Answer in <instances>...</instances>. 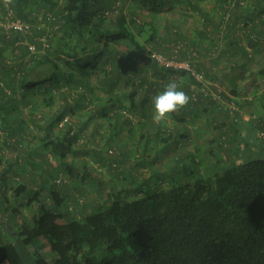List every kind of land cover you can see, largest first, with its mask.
Returning <instances> with one entry per match:
<instances>
[{"label": "trees", "instance_id": "obj_1", "mask_svg": "<svg viewBox=\"0 0 264 264\" xmlns=\"http://www.w3.org/2000/svg\"><path fill=\"white\" fill-rule=\"evenodd\" d=\"M133 1L139 4V9L148 8V13L165 4V0ZM181 1L200 13L197 40L214 43L224 27L223 40L228 45L226 54L231 58L237 56L240 61L231 66L228 73L235 76L254 73L255 52L241 47L240 39L246 38L248 45L256 51L260 44L257 40L264 38V0H248L254 1L253 7L250 4L248 9L241 4L242 0H215L221 10L216 17L212 12L215 9L202 10L193 0ZM11 2L16 15L25 21L30 19L31 11L44 9L63 23L45 58L26 70L18 81L19 87L13 86L11 79H6L5 85L12 90L21 88L20 97H1L4 102L15 106L28 108L30 105L32 108L37 102L49 109L59 101L55 99L57 91L62 102L46 121L41 123L34 113L29 115L44 130L43 146L56 157L58 170L51 172L52 178L62 172L67 182L81 184L77 191L85 188L87 193L99 191L100 197L83 200L84 196L77 194L72 205L64 206L66 197L56 190L58 184L53 182L47 189L52 205L46 206L43 204L47 203L43 190L36 191L29 203H40L39 211L23 220L14 238L0 239V264H264V136L257 132L260 130L264 135V117L252 123L250 128L252 134H259L256 145L260 147L253 151V144L242 146L239 151L243 154L223 169L214 185L205 182L202 176L178 184L172 179L174 176L169 175L170 187L166 189L153 188L147 184L148 178L123 186L121 183L132 180V176L117 163L118 159L126 157L121 156L126 149L116 148L118 143L114 146L110 143L108 155L96 158L97 163L74 160L77 151L85 155L95 152V148L75 144L86 125L85 122L78 125L74 118L78 112L86 111L89 114L87 121L100 117L114 122L113 126L117 128L130 125L128 115L132 111L140 116L146 115V105L157 86L160 92L167 83L175 81L189 96L188 103L181 107L185 110L200 102V96L205 103H210L209 98L205 100L209 87L196 82L186 71L162 67L151 58L154 51L148 45L157 49L162 44L158 28L153 21L141 22L125 14L119 0H64L60 10L42 7L28 10L25 0ZM116 4L117 11L114 9ZM34 34L40 36L42 31L34 29ZM29 41L33 42L31 38ZM3 42L7 47L4 37ZM179 42L183 43L184 39L180 37L173 42L172 55L168 50L159 53L172 58L176 50L179 61H190L195 69L204 73L205 79L211 78L204 64L195 63L192 55H186L188 45L195 48L196 42H189L185 47ZM36 46L39 48L38 43ZM116 46L129 47L135 53L144 54L142 59L153 69L155 82L146 79V68L138 61L127 63L125 53ZM4 50L0 47L1 62L6 55ZM19 51L23 55L26 53L24 46ZM141 56L139 54L138 58ZM41 66H48L47 71L38 70ZM138 68L140 73L136 72L137 77H134L133 69ZM92 71L97 72V81L104 93L103 102L93 96L94 88L87 82ZM257 72L264 78V65ZM131 73L134 78L131 89L127 92L116 90L117 83ZM158 80H162L161 83ZM62 88L66 90L62 92ZM72 90L77 92L76 97ZM39 94L41 99H36ZM260 96L264 102V94ZM96 100L98 103L94 104ZM15 106L13 109L18 110ZM8 112L4 111L5 115L9 116L11 108ZM66 115L72 118V125L65 124V129L56 130L55 124ZM175 118L183 122L180 117ZM72 127L76 132L69 135ZM2 130L8 135L7 128ZM153 135L154 140L163 143L170 137L160 138V131ZM252 138L253 135L249 136L246 142ZM154 160L157 158L149 161L152 164ZM101 170L119 183L115 189H108ZM149 174L160 178L158 173ZM12 190L20 195L24 188L18 185ZM38 238L47 240L51 253L55 255L52 260L32 247Z\"/></svg>", "mask_w": 264, "mask_h": 264}, {"label": "rangeland", "instance_id": "obj_2", "mask_svg": "<svg viewBox=\"0 0 264 264\" xmlns=\"http://www.w3.org/2000/svg\"><path fill=\"white\" fill-rule=\"evenodd\" d=\"M120 1L122 2V0ZM193 2L199 7L200 5L205 6L206 9L211 11L212 9H215V11H212L214 13L213 17H216L217 12L221 13L220 7L215 4V0H193ZM242 2L245 9H248L250 4L251 7H253L254 1L242 0ZM164 3L162 9H166V12L163 10H161L163 12H159L163 14L162 17L158 16V13H155V20H153L156 25L160 24V26L158 25L161 30L160 31L158 28L159 35L165 32H163L162 24L166 22L174 23L176 27L180 24L181 27L189 28L187 32H189L190 35H192V26L195 25V27H200L201 16L197 14L194 15V10L189 9L188 4H184L181 0H174V2L171 0H165ZM158 11L160 10L158 9ZM190 11L191 16H186L185 13H189ZM194 16L195 19H193ZM133 18L143 22L146 20V14L144 11H142V13L138 11ZM150 18L152 19V16ZM225 23H227V20L224 21V24ZM141 40L142 39H140V41ZM188 40L189 37L184 38L185 42ZM257 41L260 43L258 45L260 47L258 50L262 48V50H264V38H260ZM166 44L171 46L169 53L172 55L174 43L169 42ZM240 44L241 47L246 48L249 52H254V49L248 45L246 38H241ZM148 47H150V45H148ZM150 48L154 52L164 53L162 44L161 47H158L157 49ZM144 62L143 66L146 68V77H150V82H153L154 80L151 79L154 78L152 75L153 69L146 60ZM140 68H142V66H140ZM140 68L133 69L134 77H137L136 72L140 73ZM254 68L255 70H258L259 64L256 63ZM206 80V85L209 88L205 100L209 98L210 103H205V101L202 100L203 97L200 96V102L196 105L191 106L190 108L186 107L187 110L178 107L177 109L166 113L160 121H156L154 119L152 103L150 100L146 105L145 116H140L134 111L128 115L129 118H131L130 125L121 128V136H118L119 143L117 145L115 143L111 144L113 146L115 144L116 148H121L123 150L127 148L130 153L128 157L126 156L122 160H117L119 166L126 170V174L132 176V180L123 182L121 185L129 186L128 184L132 181L138 180L140 183L148 178L147 184L151 185L153 188L166 189L170 187L169 175L174 176L172 179L177 181L178 184L192 182L197 177L202 176L205 182L214 185L215 178L222 173L223 169L229 166L230 163H234V160L243 154V152L239 151L242 146H251L253 144V146H251L253 147V151H257L260 146H258L259 144H256L259 141V134L261 136V131H257L259 133L257 136V133L252 134L253 129L250 132V128L252 123L255 124L260 117H264L263 97L249 92V86L243 95H229L228 88L224 83H221V85L219 84L218 86H211L212 84H215L214 81L211 78H207ZM225 82H230L229 76ZM131 83L132 81L119 83L118 86L116 85V90L118 89L120 92H127L131 89ZM159 90L160 88L157 86L153 91L155 94L152 92L153 96L156 95ZM55 93V99L59 100L56 102V105L54 104L51 108L47 109L45 106L38 105L39 103L36 102L33 107L35 117H39L42 123L44 120L46 121L51 112L58 109L62 102L61 99H59L60 95H58L57 91ZM262 94H264V92H262ZM39 95L35 98L41 99V95ZM97 103L98 101L96 100L94 104ZM81 111L85 114L84 116L80 115L74 117L78 123L79 121H83L89 115L86 111ZM175 117H180L183 122H178ZM95 118L94 120H96ZM14 121L17 122V119H14ZM99 121H102L100 124L104 125L103 132L106 133L105 136H108L111 131V129L107 128L109 127L110 122L102 119ZM253 128L255 129V126H253ZM157 131L162 133L160 138L170 135L169 140H167L166 143L161 142V140H154L153 134ZM251 135H253V138L246 142ZM100 142L103 144L106 141L100 139ZM102 144H100V147ZM237 145H239V148H237ZM104 146L105 145L103 144L102 148L97 150L100 155H103V153L106 152ZM97 148L99 149V146H97ZM153 157L157 158V160H154L151 164L152 160H149ZM143 159H147L148 161H144ZM90 162L97 163L96 158L91 156ZM93 166L95 168L97 167L96 164ZM147 168L148 170H146ZM150 172L153 174L158 173L160 178L151 176L149 174ZM101 174L103 176L102 180L108 184V189H115L116 185H119L117 181H112L103 170H101ZM72 191L76 194H82L84 196L83 200H89L91 198L96 200L100 197L99 191H93L92 193H89L88 191L87 193L85 192L87 190L77 191L72 189L70 192ZM87 194L90 195L88 196ZM32 247L40 251L48 260H52L55 256L51 253L50 245L44 238H38L35 240Z\"/></svg>", "mask_w": 264, "mask_h": 264}, {"label": "crops", "instance_id": "obj_3", "mask_svg": "<svg viewBox=\"0 0 264 264\" xmlns=\"http://www.w3.org/2000/svg\"><path fill=\"white\" fill-rule=\"evenodd\" d=\"M25 0V6L31 9H36L39 7L46 8V9H52V10H60L63 7L64 0H29V4H26ZM120 1V0H119ZM133 0H122L121 5L123 7V11L128 16L135 17L136 13L140 11L145 12L146 19L148 22H151L155 20V13H158V16L162 17V13L159 12H166V9H159L160 11L155 10L154 12L148 13V8L145 10V8L139 9V4L137 2H132ZM174 2V0H171ZM194 3V2H193ZM117 6H114V9L117 11ZM189 9H193L190 5L188 6ZM200 8L202 10H208L205 8V6H201ZM29 10V9H28ZM163 10V11H161ZM126 11V12H125ZM181 13V12H180ZM186 16H191V11L189 13H185ZM200 15L198 11L194 10V15ZM152 16V19L150 18ZM195 19V16L193 17ZM138 21V19H136ZM194 21V20H193ZM195 22V21H194ZM154 26L159 28L160 24H155L153 22ZM159 25V26H158ZM176 27L174 23H163V34L158 33L159 36L162 37V47L164 50L171 49V46H169L166 43H173L174 40L180 39L182 37V40L185 37H189V40L187 42H179L180 46L189 44V42H196L197 47L193 48L191 45H188V51H186V55H192L194 57L195 63H202L206 67V70L211 77V79L214 80L213 85L218 86L221 83L225 84L228 88L229 95H243V93L246 91L247 87L249 86V92L252 94H255L257 96L262 95V92H264V78L262 77V74L256 73V70L254 66H256V63L259 64V67L264 65V50L257 47L256 51H254L256 58L255 63L253 64V70L254 73L249 74L241 73L238 75H233L228 73L227 71H230L229 69L231 66H235L238 64L239 58L237 56H231L229 54H226L227 50V41L224 39V33L222 27L220 30V34L218 37V40L216 42H210L206 40H197L196 36L197 30L199 27L192 26L191 32L192 35L187 32L189 28L181 27L180 24ZM190 25V24H189ZM167 27H170V29H167ZM160 30V28H159ZM158 30V31H159ZM161 31V30H160ZM176 32L180 35L177 36ZM226 32V30L224 31ZM175 33V34H174ZM174 36H173V35ZM166 42V43H165ZM175 46V45H173ZM151 47V46H150ZM117 50L125 53L126 61L127 63L133 62L134 60L138 61L141 65H144L142 63L144 62V58L142 59V56L144 54L141 53H135L134 49L125 47V46H116ZM153 48V47H152ZM183 50V49H181ZM224 52V53H223ZM236 52V51H234ZM135 54H138L134 56ZM140 54V58H138ZM263 58H261V57ZM214 62L215 65H212ZM262 64V65H261ZM48 69V66H41L38 70H44L46 72ZM228 73V74H227ZM7 72V76H8ZM132 73L127 76L125 79H122L117 83V86L119 83H126L127 81H132ZM223 76V77H222ZM228 76L230 77V82L226 83ZM8 78V77H7ZM31 78H33V73L31 74ZM146 79H150V77H146ZM155 80V78H151ZM223 80L222 82H219ZM162 80H158L159 83H161ZM234 81V83H233ZM256 81V82H255ZM87 82L92 86L93 89V96L96 98H99V102H103L102 97L104 96V93L101 89V86L98 84L97 81V72L92 71V74L87 79ZM251 85V87H250ZM225 88V87H224ZM255 93H254V92ZM158 92V91H157ZM248 92V93H249ZM159 93V92H158ZM2 94L0 93V129L7 128V137H17L19 138L18 143L10 144L9 146L3 145L0 142V214H6L8 216V219L6 222H4L1 225L0 228V239H9L11 237L14 238L15 233L17 231V228L21 225L24 219H30L34 215L38 213L39 204L36 201H33L32 203H29V199L34 196V193L39 190H43V196H46V202L43 203L46 206H51L52 204L50 198L47 196V189L53 182L56 181V179L60 176H64V173L59 172V175L52 178V171H57V161L55 155L52 153L51 150L45 149L43 146V143L41 141V138L44 136V130H41V127L37 126L36 122H33V120L30 118V114L34 113L33 107L29 105L28 108H26L24 105H18L15 106L14 104L4 102L5 100L1 97ZM152 98V97H151ZM150 98V100H151ZM15 107H18V110L13 109ZM11 108V112L9 116L5 115V112H8ZM9 113V112H8ZM22 114V115H21ZM84 116L85 114L80 110L78 112V116ZM19 116V118H18ZM8 117V118H7ZM17 117V118H16ZM39 118V117H38ZM14 119H17V122L14 121ZM96 120L92 119L87 121V118H85L83 121H79L78 125H83L86 123L85 126H83L84 132L82 135L86 138L87 143L85 144L87 148H95L94 153H88L87 155L81 153L80 151H77L76 155L73 156L74 160L76 161H89L90 157H94L97 159H101V157H106L108 155V150L111 147L110 143H119V137L121 129L128 125H123L121 127L115 128L113 126L114 122L110 121L109 129H111L110 134L108 136L103 132L104 125L100 124L102 121V118L96 117ZM87 121V122H86ZM85 122V123H84ZM42 123V121H41ZM44 126V125H43ZM42 126V127H43ZM108 129V131H109ZM53 130L54 127H53ZM57 130V129H56ZM55 130V131H56ZM251 132V129H250ZM6 133V132H5ZM34 133V134H33ZM116 135V137L114 136ZM111 137V138H110ZM101 140H105L103 144L105 145L104 150L106 152L103 153V155H99L100 157H96L98 153L97 150H100L102 148ZM112 139V140H110ZM91 141V142H89ZM96 143H99L98 145H95ZM100 144L101 147H100ZM88 145V146H87ZM99 146V149L97 148ZM129 149L126 148V150L123 152V156L129 155ZM142 154V153H140ZM139 154V155H140ZM54 171V172H55ZM51 173V174H50ZM54 180V181H53ZM106 184V182H104ZM18 185H21V187L24 188L23 192L20 195H17L12 189L13 187H16ZM77 186L81 187V184L77 181L74 182H66L61 185H56V190L61 193L62 196L66 197V201L64 206L72 205L73 198L76 197V193L73 191L70 192L72 189H78ZM108 186V184H107ZM88 188V187H87ZM86 190V188H85ZM71 194V195H70ZM73 195V196H72ZM42 196V197H43ZM71 196V197H70ZM71 198V199H70Z\"/></svg>", "mask_w": 264, "mask_h": 264}, {"label": "built area", "instance_id": "obj_4", "mask_svg": "<svg viewBox=\"0 0 264 264\" xmlns=\"http://www.w3.org/2000/svg\"><path fill=\"white\" fill-rule=\"evenodd\" d=\"M241 4H243L242 1ZM29 14L30 19L25 21L16 15L11 0H0V47L3 50L5 48L4 52L6 54L3 62L0 61V93L6 97L13 95L20 97L21 88L12 90L5 85L6 79H11L13 86L19 87L18 81L22 78L26 70L32 68L39 60L45 58L47 51L51 49L52 43L56 39L55 33L59 31L63 23L61 19L56 17L52 12H48L44 9H40V11L34 10ZM34 29L42 31V35L36 36L34 34ZM3 37L4 40L8 42L7 47H5ZM29 38H31L33 42L29 41ZM36 43L39 44V48L36 46ZM22 46L26 49L24 55L19 51V48ZM150 57L162 67L186 71L187 75L192 76L196 82L203 83L207 87L204 73L195 69L188 60L179 61L177 59L176 50L172 58H168L166 55L159 52H151ZM7 72L9 73L8 76ZM65 90L66 88H63L61 91L63 92ZM72 92L76 97L77 92L73 90ZM65 124L72 125V118L70 115H66L64 119L57 122L55 128L57 130L65 129ZM74 132H76L75 127L70 128L69 135H72ZM263 136V133H261V137ZM19 140L20 139L17 137H7L6 133L0 129V142L3 145L9 146L11 143H18ZM86 143L87 141L84 135L78 136L75 140L76 146H81ZM55 182L61 185L66 183L67 180L64 176H60ZM7 219L8 216L6 214H0V228Z\"/></svg>", "mask_w": 264, "mask_h": 264}, {"label": "clouds", "instance_id": "obj_5", "mask_svg": "<svg viewBox=\"0 0 264 264\" xmlns=\"http://www.w3.org/2000/svg\"><path fill=\"white\" fill-rule=\"evenodd\" d=\"M188 101L189 96L175 81L167 83L162 91L151 98L154 119L160 121L166 113L186 105Z\"/></svg>", "mask_w": 264, "mask_h": 264}]
</instances>
